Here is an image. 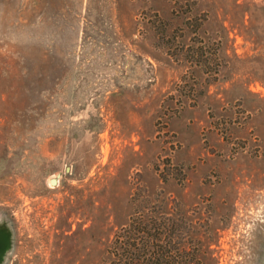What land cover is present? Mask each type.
I'll return each mask as SVG.
<instances>
[{"label":"rangeland","instance_id":"374dc122","mask_svg":"<svg viewBox=\"0 0 264 264\" xmlns=\"http://www.w3.org/2000/svg\"><path fill=\"white\" fill-rule=\"evenodd\" d=\"M139 206L264 264V0H0V264H97Z\"/></svg>","mask_w":264,"mask_h":264},{"label":"trees","instance_id":"16d2710c","mask_svg":"<svg viewBox=\"0 0 264 264\" xmlns=\"http://www.w3.org/2000/svg\"><path fill=\"white\" fill-rule=\"evenodd\" d=\"M149 215L139 206L114 238L97 264H180L171 254L170 236L159 230L174 229V222Z\"/></svg>","mask_w":264,"mask_h":264},{"label":"water","instance_id":"95a60500","mask_svg":"<svg viewBox=\"0 0 264 264\" xmlns=\"http://www.w3.org/2000/svg\"><path fill=\"white\" fill-rule=\"evenodd\" d=\"M51 184H52V185H54V184H55V181H54V180H52V181H51Z\"/></svg>","mask_w":264,"mask_h":264}]
</instances>
